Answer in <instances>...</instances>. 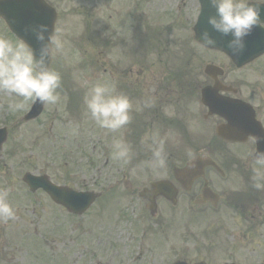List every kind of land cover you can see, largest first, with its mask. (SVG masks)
Wrapping results in <instances>:
<instances>
[{"label": "flooded vegetation", "instance_id": "1", "mask_svg": "<svg viewBox=\"0 0 264 264\" xmlns=\"http://www.w3.org/2000/svg\"><path fill=\"white\" fill-rule=\"evenodd\" d=\"M46 1L58 9L56 5L67 0ZM191 1L198 16L201 3ZM183 19L177 16V21ZM260 25L264 28V22ZM2 27L4 33H11L4 23ZM119 37L123 42H114L109 48H122L126 59L116 61L121 68L117 77L111 78L112 83L108 78L101 79L132 102L131 121L116 132L115 138L123 135L121 138L130 146L142 150L141 144L148 149L141 143V137L147 134L157 143L163 141L168 156L167 166L154 171L149 163L151 156L141 158L135 153L128 162L131 169L123 171L117 189L105 191V203L124 204L128 209L132 206L130 228L140 244L144 238L154 243V238L160 239L158 236L168 230V237L189 244L183 253L168 255L166 264L263 263L264 189L253 186L256 165L250 153L257 148L253 125L248 126L249 119L241 115L227 127L228 120L202 101L201 92L205 87L218 89L212 95L214 104L220 99L249 104L254 113L252 124L264 129V93H253L251 88H258L261 81L250 79L257 75L264 80V54L237 66L220 50L203 47L195 33H120ZM171 37L175 39L169 42ZM100 39L104 55L108 41L103 36ZM159 57L164 61H155ZM218 57L228 62L218 61ZM169 63L174 72L153 77L154 69L168 68ZM207 67L222 71L209 75ZM215 79L222 88L215 87ZM118 83L124 89H119ZM0 106H5L4 98ZM224 126L221 134L218 128ZM189 150L195 153V160H189ZM120 213L129 214L123 210Z\"/></svg>", "mask_w": 264, "mask_h": 264}, {"label": "rangeland", "instance_id": "2", "mask_svg": "<svg viewBox=\"0 0 264 264\" xmlns=\"http://www.w3.org/2000/svg\"><path fill=\"white\" fill-rule=\"evenodd\" d=\"M191 2L67 0L56 5L60 11L56 30L64 42V48L60 53L53 51L55 62L51 68L61 76L59 100L55 105L44 104L42 114L35 120L13 125L9 142L3 146L0 158V193L7 191V202L14 208L15 213L23 217L15 219L17 225L9 222L6 224L4 219L0 218V264H54V256L63 252L67 254L66 264H166L168 255L181 254L189 246L178 237H168L170 230L159 235L160 239L154 238V243L144 238L140 244L134 239L133 229L130 228L133 227L132 206L128 209L124 204L118 203L116 207L115 204H105V210L93 215L87 223L81 224L82 230L75 234V237L81 240L77 242L78 248L82 249L87 240L92 247V253H101V250L96 249H99V237L105 232V251L99 260L94 255L89 259L90 255L84 256L75 252V243L67 242L68 239H64L66 244L61 243L62 238H59L58 243L50 242L44 247L27 245L36 241L30 235L23 234L19 227L23 231L31 229L38 236L42 228L51 230L52 225L49 222L55 220L57 212L44 198V194L27 193L21 181L22 175L27 171L45 173L55 183H73L72 186L77 189H98L101 186L105 187V191L117 189L123 171L130 170L132 164H121L112 158V144L116 140L115 137H118L117 133L101 129L95 124L87 112L84 97L89 88L95 83H100L104 76L112 83L111 78L119 74L121 66L117 67V62L125 61V51L122 48L109 47L114 42H123L124 39L119 37L120 33H191V25L195 23L197 16L194 14L196 6H190ZM165 10L169 17L163 13ZM87 15L93 17L88 18ZM179 15L184 19L181 20L182 24L178 21L181 29L176 30ZM88 23L89 30L101 33L100 36L108 41L104 55L99 47L91 46V41L84 38ZM4 36L8 34L0 31V37ZM93 36L95 39L99 38L95 33ZM174 39L175 37H171L169 42ZM114 49L116 50L113 51ZM217 60L228 62L219 57ZM155 61L164 60L159 57ZM193 61L197 63V59ZM169 62H172L170 58ZM171 67L173 66L169 63L168 68L154 69L153 77H167L174 72ZM146 68L149 69V65ZM257 78L261 85L258 88L251 87L252 92L264 93V80L262 81L261 76L250 77L251 80ZM84 82H87V86ZM117 86L124 89L120 83ZM246 91L249 92V89ZM2 98L5 100V106H0V117L4 115L5 122H8L10 117L19 116L20 112H27L32 105V101L26 102L23 110L13 113L8 111L7 104L16 101V98L0 92V100ZM194 136L197 139V135ZM143 138L142 136L141 141ZM130 147L131 156L135 153L141 158L151 156V151L142 144V150ZM165 154L168 156L167 152ZM130 176L132 177V172ZM38 201L42 203L44 212L38 208ZM121 210L129 214L120 216ZM94 211L96 209L92 212ZM66 215L65 222L68 221V214ZM176 218L182 220L180 215ZM38 221L41 222L40 226H37ZM59 221L65 223L62 215H59ZM60 226L63 228V224ZM65 233L62 235L65 236ZM134 235L137 236L136 230ZM100 245L102 246L101 243ZM41 247L43 249H39Z\"/></svg>", "mask_w": 264, "mask_h": 264}, {"label": "clouds", "instance_id": "3", "mask_svg": "<svg viewBox=\"0 0 264 264\" xmlns=\"http://www.w3.org/2000/svg\"><path fill=\"white\" fill-rule=\"evenodd\" d=\"M208 4L215 9V14L207 17L212 31L206 28L200 34V42L205 48L217 45L215 32L222 37H230L227 47L233 53L239 52L244 48V38L264 22L261 19L264 0H208ZM33 33L39 45L37 48L23 40L13 43L0 37V92L20 98L7 104L8 111L13 113L23 110L28 101L55 105L59 100L61 76L50 67V61L54 50L62 52L64 42L58 31H49L47 25H39ZM84 83L87 86V82ZM84 104L91 119L101 129L117 132L131 121V100L106 83L93 84L84 97ZM145 106H149L148 103ZM141 142L151 151V168L154 171L164 169L167 160L163 141L157 143L154 137L145 134ZM130 153L131 147L123 138L113 141L111 154L115 161L128 163ZM187 155L189 160L196 159L192 150ZM250 156L256 165L253 168V186L257 190L264 189V151H253ZM6 197L7 191L0 193V218L5 220L15 216V210Z\"/></svg>", "mask_w": 264, "mask_h": 264}, {"label": "water", "instance_id": "4", "mask_svg": "<svg viewBox=\"0 0 264 264\" xmlns=\"http://www.w3.org/2000/svg\"><path fill=\"white\" fill-rule=\"evenodd\" d=\"M202 5L201 14L194 27L196 38L199 41L200 34L206 28H208L209 31H212L211 26L207 24V17L215 14V9L209 6L207 0H202ZM261 8V19L264 20V4L261 5ZM0 16L6 20L10 28L20 39L30 44L33 48L39 46L34 38L33 29L37 28L39 25H47L49 31H52V25L55 18L52 9L47 6L43 0H0ZM213 35L218 40L215 47L230 54L237 64H242L264 52V29H262L259 24L244 38L243 50L236 53H233L232 50L227 47V40L230 39V37H222L215 32H213ZM215 91L216 90L213 88L204 89L202 99L209 105L212 111H216L225 116L228 120L227 127L234 125V118L240 117L241 115L248 118L250 122L247 123V125H253L254 128L253 135L257 141L256 151H264V131L259 129L256 124H252L251 118L253 117V112L249 106L238 100L224 101L221 99L214 104L212 95ZM36 104L37 105L35 106L38 107V111L28 117L35 116L39 113L42 103L37 101ZM226 126L219 128L221 134H224ZM24 180L30 185L31 189H36L37 187L44 188L56 201L76 212L82 211L86 208L93 198L88 192H75L68 188L52 185L46 178L26 175ZM174 264L184 263L176 262Z\"/></svg>", "mask_w": 264, "mask_h": 264}]
</instances>
